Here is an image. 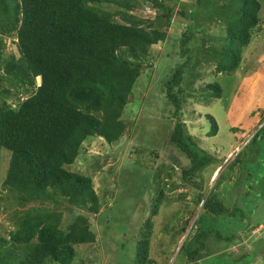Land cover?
Returning <instances> with one entry per match:
<instances>
[{
    "label": "trees",
    "instance_id": "1",
    "mask_svg": "<svg viewBox=\"0 0 264 264\" xmlns=\"http://www.w3.org/2000/svg\"><path fill=\"white\" fill-rule=\"evenodd\" d=\"M147 1L0 0V151L9 153L1 189L17 205L14 213L8 214L13 227L6 232L0 229V264H72L76 246L96 239L88 216L95 217L99 212V196L92 178L71 166L87 139L100 137L112 144L124 134L122 115L140 68L149 62L151 46L165 40L173 14V7L165 0H149L161 12L154 20H144L134 11ZM261 6L258 0H190L188 9L182 7L179 11L189 22L179 40V55L185 57V62L174 67L163 82L162 92L173 107L168 118L172 125L168 140L188 159L177 183L188 187L180 195H189L194 207L201 201L202 204L174 254L177 264H208L207 246L212 236L229 243L240 239L239 235H221L203 225V218L235 213L212 194L213 190L204 194L203 186L214 171L212 165L224 158L218 162V157L192 139L182 121L181 109L187 96L203 101L227 97L220 82L209 74L206 76L213 82L202 93L194 95L186 87L201 77V71H196L200 62L213 63L214 73L233 75L260 22ZM207 20L219 27L220 33L208 35L211 45L204 47L203 23ZM198 34L202 35L200 39ZM4 38L15 44L18 57H4ZM197 40L205 41L199 44ZM193 48L197 57L190 64ZM37 77L40 81L36 85ZM208 119L207 133L213 135L217 126L213 117L208 115ZM263 119L264 116L258 123ZM256 124L255 121L253 126ZM237 129L243 138L250 128ZM261 130L264 123L248 143ZM157 170L151 181L159 180L163 186L155 188V195L148 201L151 214L161 207L163 188L168 186L160 179V167ZM145 196L142 202H146ZM64 207L84 213L74 214L64 225ZM185 207L191 216L189 201ZM152 225L150 219L139 223L126 264H165L173 254L176 235L182 236L187 221H180L178 228L165 222L161 232L171 230L175 236L170 247L153 256ZM124 244H120L122 249ZM244 261L233 264L248 262ZM221 263L217 260V264Z\"/></svg>",
    "mask_w": 264,
    "mask_h": 264
},
{
    "label": "rangeland",
    "instance_id": "2",
    "mask_svg": "<svg viewBox=\"0 0 264 264\" xmlns=\"http://www.w3.org/2000/svg\"><path fill=\"white\" fill-rule=\"evenodd\" d=\"M165 1L166 5L173 7L166 27L167 36L164 41L151 46L149 62L140 68V76L122 115L126 124L124 134L112 144L100 137L87 139L71 166L72 170L92 178L93 188L100 199L99 212L95 217L88 216L96 239L76 246L72 264H126L127 257L132 255L138 225L146 219L153 222L150 234L152 256L154 252L159 253L172 244L171 238L175 232H161L165 222L178 228L180 221H187L182 236L176 235L173 254L164 261L165 264H177L174 254L199 214L200 203L194 207L189 195H180L188 187L177 184L181 167L187 166L188 159L168 140L169 128L172 126L168 118L172 116L173 107H170L162 92L163 82L174 67L185 62V57L179 55V40L189 22L179 15V11L182 7L188 9L190 0ZM258 1L262 5L260 22L252 32L250 42L244 47L233 75L214 73L211 71L214 69L213 63L206 62V65L200 62L196 71H201V77L192 80L186 87L187 91L197 95L204 91L207 84L217 80L227 97H212L203 101L199 97L187 96L181 109L182 121L192 139L218 157V162L224 158L222 163L212 165L214 171L203 186L204 194L208 195L213 190L212 194L220 198L232 214L235 213L203 218V225L218 230L221 235L235 234L240 237L229 243L214 239L211 235L207 246L208 264H217V260L222 261L221 264H233V261L242 263L244 260L248 261L246 264H264V130L259 131L256 139L248 143L260 124L264 123V119L261 123L257 121L264 116V0ZM159 12L161 10L149 0L134 11L147 21L154 20ZM203 26L206 28L204 47H208L211 45L207 41L208 35L215 36L220 31L208 20ZM201 36L198 34L197 37L200 39ZM205 40L196 42L201 44ZM3 52L4 57H18L16 46L9 38H4ZM196 52L193 48L190 64L196 59ZM206 74L214 79H209ZM35 83H39L38 78ZM208 115L213 117L217 126L213 135L207 133L210 128ZM255 121L257 124L253 126ZM238 127L244 130L250 128L249 133L240 137L241 130ZM239 151L237 159L232 162ZM8 160L9 153L0 151V229L5 232L13 227L8 214L14 213L17 207L14 199L7 198L1 189ZM159 167L160 179L167 182L168 186L163 188L161 207L151 214L148 201L155 195L154 189L163 186L159 180L151 181V175H155ZM167 172L170 176L166 175ZM218 176L219 179L216 178ZM172 182L175 186L170 185ZM189 192L194 194L192 190ZM144 196L146 202H142ZM186 201H189L187 209L192 211L191 216L186 211ZM63 210L64 225L71 221L74 214L84 213L77 208L64 207ZM120 244L125 247L122 249Z\"/></svg>",
    "mask_w": 264,
    "mask_h": 264
},
{
    "label": "clouds",
    "instance_id": "3",
    "mask_svg": "<svg viewBox=\"0 0 264 264\" xmlns=\"http://www.w3.org/2000/svg\"><path fill=\"white\" fill-rule=\"evenodd\" d=\"M37 78H38V77H37ZM37 78H36V79H37ZM38 80H39V78H38ZM39 81H40V80H39ZM216 178H217V177H216ZM201 204H202V201L200 202V207H201Z\"/></svg>",
    "mask_w": 264,
    "mask_h": 264
}]
</instances>
